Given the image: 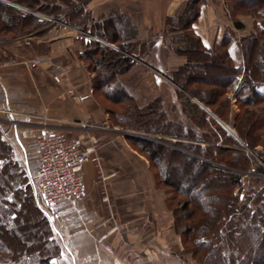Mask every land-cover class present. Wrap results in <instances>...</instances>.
<instances>
[{
  "label": "trees",
  "instance_id": "trees-1",
  "mask_svg": "<svg viewBox=\"0 0 264 264\" xmlns=\"http://www.w3.org/2000/svg\"><path fill=\"white\" fill-rule=\"evenodd\" d=\"M11 1L61 18L65 23L81 27L92 36L119 44L120 51H115L95 40L86 39L84 42L92 46V50L81 57L82 60L94 65L92 68L94 72H98L100 66L111 70L105 80L99 77L95 79L94 86L95 90L102 89L113 100L117 99L115 94L118 90L122 91L123 86L116 76L128 73L135 64V61L126 54L142 60L143 55L147 53V47H150V43L137 40V29L131 24L127 14L99 19L88 26L86 23L90 15L87 4L91 0ZM55 2H58V5ZM226 2L231 8L236 4H242L258 12L264 0ZM199 14L198 5L192 1L180 15L174 17L182 24V29L188 31L180 38L185 45L176 51L185 53L189 58L188 63L173 75L178 77L185 72L188 74L190 69L194 68L192 62L198 60H192V53L205 55L208 60L201 63L202 70H194L196 72L188 77L187 81L182 78L187 84L181 85L187 87L188 93L192 96H204L205 104L216 108L220 116L228 113L229 95L234 86H237L235 93L241 108L245 107V111L242 112L243 115L235 116L238 123L235 122L233 126L242 139L243 135L246 138L249 129L252 128L247 124L249 121L247 115L252 112V107L264 104V97L258 92V87L264 84V25L257 26V36L240 39L239 48L243 64L237 67L234 66L228 52L233 40L230 33L217 46L215 54L194 34L192 26ZM236 24L242 27L238 22ZM48 25L49 22L40 20L37 16L17 11L0 2L1 43L9 41L10 38H17L20 34L31 33L35 29L40 30L41 34ZM224 73L226 78L223 77ZM242 74L241 80L238 81ZM200 75H206L209 80L205 81ZM196 81L199 85L195 88ZM124 96L125 93H122V98ZM129 98L131 97H127ZM220 99H223L222 102H219ZM156 105L158 103L154 102L143 109L135 104L128 110V114L120 115L118 120L121 123L125 118L137 128L144 126L143 128L158 131H167L171 128L170 132L174 129L178 135L204 139L215 151L214 155L200 146L177 144L207 159L203 161L189 153L181 154L173 147L154 141L129 138L132 146L150 161L156 184L168 195L167 202H173L177 197L184 199L181 208L176 207L174 214L176 228L183 226L185 245L191 247L189 249L199 262H203L202 264H264V180H250V184L243 187L240 183L241 175L210 162L215 161L214 159L226 162L225 155L229 149L240 155H244V149L219 125H215L213 130L207 124L201 135L197 130H190L188 133L185 127L178 123L164 121V115L158 111ZM187 110L195 126L203 128L206 124L204 111L195 104H189ZM251 134L252 131L250 137ZM218 142L221 144L217 145ZM244 142L246 146L249 145L245 140ZM226 146L231 148L225 149ZM8 150V146L0 138V161L9 155ZM180 156L187 159L188 163L182 169H174L172 162ZM229 157L231 159L229 163L240 161L234 156ZM22 183L16 164L9 163L0 169V264H58L52 262L53 259L59 260L61 255L58 245L50 238L52 218L38 203L31 188L29 186L23 188ZM180 212H183V217L179 215Z\"/></svg>",
  "mask_w": 264,
  "mask_h": 264
},
{
  "label": "rangeland",
  "instance_id": "rangeland-1",
  "mask_svg": "<svg viewBox=\"0 0 264 264\" xmlns=\"http://www.w3.org/2000/svg\"><path fill=\"white\" fill-rule=\"evenodd\" d=\"M0 2L3 4L9 5L10 7L14 8L17 11H22L25 14H32L34 16H37L40 20L49 22V25L46 26L47 29H51V28H54L57 30L58 29H61V30L75 29L77 32H79L80 35H82V37L87 38V40H92V41L95 40L99 42L101 45L106 46L107 48L111 50L120 51L119 44H114V43H111L109 40L98 38L97 36H92L91 34L84 32V30H82L81 27L73 26L68 23H65L61 18H55L52 15H48L47 13L37 11L35 9L30 8L29 6L25 4L17 3L16 1L0 0ZM55 4L58 5V2H55ZM88 5L89 4H87V7ZM262 9H264V2L262 4V8H260L258 12ZM258 12H256V10H254L252 7H246L245 5H242V4H236L233 8L232 20L233 22H235L240 16H245V17L249 16L253 18H258L259 16V14H257ZM88 13L90 16L86 24L88 26H91V24H93V22H95L96 20L92 19L89 11ZM120 14H127V13L122 12V13H118L115 15L118 16ZM177 16L178 15H176V17ZM175 18L174 17L171 19L167 18L165 21L166 26L169 27V30L165 33L170 34V35L172 33L173 34L176 33V35H171L172 43L170 45H166V46L156 45V40L151 34L148 37H146V39L144 40H139L137 36L138 41L148 42L147 44L150 43V47H147L148 49L147 53L143 55L142 60L126 54L127 56L131 57L135 61V64L128 72L130 73V76L126 77L128 73L120 74L116 76V79L119 81V83L123 85L121 87L123 92L121 90H118L117 93L115 94V97H117L118 100L116 98H114L113 100L112 98L108 97V95L100 88L99 89L97 88L95 90V86H94L95 79L99 77L100 79L105 80L106 78H108V75L111 73V70L108 67L100 66L99 71L94 72L92 70L94 65L91 64L90 62H86V60H82L81 58L82 54H86L90 52V50H92L91 48L92 46L84 42L85 43L84 51L80 54L78 53L77 58L79 61H82L84 63L85 74L87 75L88 78L84 82V86H82V88H79V91H82L81 89H83L85 92L86 91L91 92L90 90L92 88L93 89L92 94L90 93L91 94L90 95V94L85 93V96L89 97L88 99H90V96H92L93 100H95V102H97L103 108L105 114L108 115L107 118L105 119V122L91 123L90 121L88 122L86 120L85 121L78 120L76 124L75 123L73 124V126L74 127L76 126L78 128V131H80L78 132V135L80 133L86 136L85 142L87 143V149L90 151V160L92 156L95 155V152L97 151V147L104 146L106 143H110L111 145L114 143L115 146H112L111 148L107 150H106L107 147L105 146L101 148L100 150L101 157L106 156L109 159L113 156L114 157L126 156L127 155L126 152L127 151L130 152V149H132L133 151L137 152L140 156H142L149 162L150 171L154 176V170L151 166L150 161L146 158L145 155L140 153L138 150L134 148V146H132L129 138L154 141V142H157V143L169 146V147H173L181 154L189 153L203 161H207V159H205L203 156L195 154L196 152L195 153L194 151L192 152L191 149L184 147V146L183 147L177 146V144L184 143V144H190V146H195V147L200 146L203 148V150L209 151L215 155V151L213 147L204 139H193L190 136H181V135H178V132L175 131L174 129L172 130V132H170L171 128L167 131L146 129V128H143L144 126H142L141 128H137L135 127L136 125L134 124L132 125L130 121L125 118L123 119V121H121V123L118 120V117L120 115L122 114L126 115V113L128 114L129 112L128 110L131 109L132 106H134L135 104H137L139 107L144 109L146 106L148 107L149 104L155 102V103H158V105H156L158 111L163 113L164 115L163 117L164 121H169V122L172 121L173 123L174 122L178 123L179 125L185 127V131L188 133H190L189 132L190 130H197V132L201 135L203 134L204 129L207 128L206 127L207 124H208V127H210V129H213V130L215 128L214 127L215 125H219L223 127L227 131V133L232 138H234V140H236L240 144V146L244 149V155H240L237 153L235 154V152H231L232 150L229 149L231 148V146H228V147L226 146L224 148L229 149V152H227L225 155V158H227L225 159L226 162H223L218 159H214L216 162L210 161L211 164L229 169L230 172H235L241 175L240 183L241 185H243V187H246L247 185H249L250 180H254V179L264 180V104L256 105L255 107L251 108L252 112L249 115H247L249 117V121H247V124L251 125L252 128L249 129L250 131L248 130L249 131L248 137L245 138V136L243 135L242 136L243 139H242L238 135L236 128H234L233 126L235 122L238 123L237 120L235 121V116L243 115L242 112L245 111V107L241 108V105L238 102V97L236 96V93H235L236 86H234L232 92L229 95V111L228 113H225L221 116L219 114L220 112H217L216 108L209 107L205 104L204 99L206 98L204 96L190 95L187 91L188 90L187 87H182L181 85V84L186 83L182 80V78H185L187 81L188 77L194 75L196 71L202 70L203 66L201 63L207 61L208 58L202 54L197 55L196 53H192L191 54V56H193L192 60H198V61L192 62L193 64L192 66L194 68L190 69L188 74L185 72L184 74L186 75L182 74L181 76H178L179 78L177 76L176 78L173 75L174 72L178 71L180 68H182L188 63V58H189L188 56L185 55V53H178L176 51V49L183 47L185 45L184 43L181 42L180 38H182L185 34H187L188 31H186L185 29H182V24L178 23ZM262 25H264V22H262ZM134 27L137 29L136 26ZM39 32L40 30L35 29L31 33L23 34V35L20 34L19 37L14 38V39L10 38L9 41L2 42V44L4 43L9 44L11 42H16V43L19 42L23 44L21 45V47H24V46L28 47L29 48V50L27 49L28 53L26 52V49L22 48L23 53L27 54L26 56H23V58L25 57L27 59H31L33 54H34V57H33V60H27V59L25 60L26 66L30 69L33 65H37V66L45 65L47 68H49L50 72L52 73V77L56 76L57 78L65 82L64 84L66 85V91L62 92L63 94L61 95V98L68 99V98L76 97L77 96L76 91L73 89V87H75L76 85L74 86L72 85L73 79H74L72 70L74 67V63L76 62L74 54L71 53L70 51L65 52L64 56L61 59L41 55V52H39V50L36 49L35 46H34V49L30 48L32 47L31 44L36 39V37L42 34V33L40 34ZM137 32H138V29H137ZM257 33H258L257 26H255L250 31L245 30L244 36L241 37V39L246 38V37L257 36ZM170 51H173L176 56L180 55L184 57V59H186V63L183 66L178 67V68L169 67L168 66L169 64L168 62H170L169 56L172 53ZM213 52L215 54L216 49ZM15 56H16L15 54L10 53V51L6 49H3V50L0 49V61H1L0 63L2 65H9L13 63V61L16 59ZM196 56L199 59H197ZM36 60H39L40 63L39 64L33 63ZM159 64H163L166 67H164L163 69L153 67L155 65L158 66ZM60 74H62L61 77H59ZM220 75L222 76L223 74H220ZM200 76L201 78H204L205 81L209 80L207 79L206 75H200ZM242 76L243 74L240 75V78ZM15 77L19 78V76L18 77L15 76ZM223 77L226 78L225 73ZM10 78L11 77H9V81H10ZM200 80H203V79H200ZM198 85L199 83L198 81H196L195 88ZM207 87L208 86H205V88ZM19 90L23 92L26 91V92H24L25 94L23 96H12L13 100H10L9 106L11 107V109L17 111L21 115L23 114L22 116H20L22 119L26 118L29 122L37 121L36 117L28 118L24 115V113L26 112H30V115L33 114V111L35 112L32 102L34 101L36 96L33 95V90H30V88H29V91L23 90L22 88H19ZM9 91L10 90H8L7 88V92L9 95L7 97L11 96ZM23 92L19 91V93H23ZM258 92L264 97V84L258 87ZM122 93H125V96L123 98H122ZM129 96L131 98L127 99V97ZM38 97H41V96H37L36 98ZM222 100L223 99H220L219 102H222ZM39 101H42V99H40ZM189 104L191 105L195 104L204 111L206 124L203 128L196 127L195 122L190 119L189 112L187 110ZM6 108L7 106L4 103L3 109L0 111V138L8 146L9 155L6 158H3L2 159L3 161H0L2 162L0 169L4 165L9 164V163L16 164V166L18 167V171L21 174V179L23 182L22 187L25 188L26 186H29L32 190L33 195L37 199L38 203L43 207L45 212L49 216H51L49 209L45 206L41 197L37 193L36 188L33 186L31 181L29 180L26 167L22 161L21 149L19 145L13 140V131L15 129L12 124L8 123L9 117L5 113ZM107 109H109V111ZM45 114H50L49 108H47V106H46ZM48 118L52 120L50 115L48 116ZM16 131L18 133L21 144L23 145L25 149H28L29 146L33 144V138H32L33 134H31V132H29V128L25 126H18V129ZM93 131L95 132V134H91L93 133ZM251 131H252V134L250 137ZM98 134L101 135L100 138L97 137ZM244 140L247 143H249L248 146L245 145ZM172 144H174V146ZM220 144L221 142L217 143V145H220ZM111 150H114L115 153L112 154ZM230 155L231 157L232 156L236 157L240 161L237 163L234 162L233 164L229 163L231 162V159L229 157ZM187 163H188V160L180 156L177 160H174L172 162V166L174 167V169H179V168L182 169L186 167ZM228 165H232L233 167L229 168ZM197 167L199 168L198 165ZM101 178L104 179L105 178L104 175L101 176ZM156 186L160 188V186H158L157 184ZM164 192L166 194L165 190ZM182 200L184 199L181 197H177L173 202H170V203L167 202L168 207L173 212L174 230L176 233L175 235L178 236L176 239V242L173 240L170 241V239H168V243L166 245L164 243V245L160 249L156 244L158 242L157 240L158 237L154 235L153 233H151L150 230H148L147 233L143 237H141L138 243L133 247L134 248L133 252L137 253L134 259L129 260V262L116 260L114 264H155V263L156 264H202L203 262H199V260L196 259V256L189 249L191 247H187L185 245L184 237H183V231H184L183 226L180 225L179 227L176 228L174 210L176 207L181 208V205L183 202ZM83 208L85 209L86 213H88V216L91 215L93 217L94 219L93 223H87L86 225H84V223H82L83 221H80L75 218L74 213L73 215H69L65 217L64 220L72 223V225L74 224L73 226L74 228H78L82 226L87 227L91 224H95L96 222H95L94 215L86 209L85 205H83ZM179 215L182 217L184 216L183 212H180ZM50 221H51L50 222V225H51L50 234L51 235L49 234L51 236L50 238L54 240L55 243L58 245L59 253L62 255L63 253H66L67 250L64 244V240L61 237L62 235L60 232H58V228L56 224L57 220H50ZM73 235L75 236L74 230L72 232V236ZM98 242L103 243L104 238L99 239ZM99 245L100 244L97 243L96 246L98 247ZM102 245H103V248H104V245L105 247H108L107 248L108 250L107 249L106 250L109 253H112V246L110 244H107V246L106 244H102ZM200 253H202V251ZM61 255H60V258H61ZM138 255H140V257ZM93 256H95L93 257L95 258V260L93 261L86 260L85 264H92V263L106 264V261L101 262V259L97 260L98 257H100L97 251L96 253H94ZM145 256H147L148 258L147 259L144 258L143 260H140ZM155 259L158 261L155 262ZM52 262L59 264L61 260L53 259Z\"/></svg>",
  "mask_w": 264,
  "mask_h": 264
},
{
  "label": "crops",
  "instance_id": "crops-1",
  "mask_svg": "<svg viewBox=\"0 0 264 264\" xmlns=\"http://www.w3.org/2000/svg\"><path fill=\"white\" fill-rule=\"evenodd\" d=\"M192 1L196 2L200 10L197 21L192 26L194 34L207 49L214 51L231 32L233 40L228 52L234 66H241L243 57L239 40L244 36L245 30L250 31L253 27L262 25L264 9L257 13L258 18L240 16L235 22L232 20L233 8L226 0H92L87 10L94 20L113 17L122 12L127 13L132 24L138 29L139 40H144L151 34L156 40V45L166 46L172 43L171 35H176L165 33L169 30L165 24L166 19L180 15ZM237 22L242 27H238ZM85 39L87 38L82 37L75 29L51 28L36 37L30 47L34 49L35 46L41 55L59 59L65 52L70 51L74 54L76 62L73 70L71 69L74 76L71 84L76 85L73 87L76 97L61 98L62 92L66 91L65 82L56 76L52 77V73L45 65H33L29 69L25 64L27 58H23L27 55L23 53V49L28 53L29 48L21 47L23 44L19 42L0 44V49H6L16 55L13 63L9 65L0 63V95L3 85L10 90L11 96H23L26 91L23 92L19 88L28 91L30 88L34 96H41L35 97L32 102L35 111L38 113L42 107L46 109L47 106L50 111L47 115L52 119L48 123L52 127L64 129L73 136L80 132L73 126L78 120L91 123L105 122L108 115L103 108L92 96L91 100L85 96V93L92 94L93 89L91 88V92H85L83 89L79 91L88 78L84 63L77 58V54L84 51ZM170 52L172 53L169 56V67L178 68L186 63L184 57ZM33 57L34 54L27 60H33ZM153 67L163 69L166 66L159 64ZM127 76H130V73ZM240 80L238 77V81ZM40 99L42 101H39ZM100 136L98 134L97 137ZM104 146L107 150L115 145L106 143ZM104 146L97 147L95 155L84 166L88 188V197L84 205L94 215L96 223L74 228V224L64 219L57 220L58 232L61 233L67 250L61 255L62 264H85L86 260L93 261L96 251L100 256L97 260L106 261V264H114L116 260L129 262L137 254L133 252V247L148 230L158 237L156 244L160 249L164 243L165 245L168 243V239L176 242L178 237L175 235L173 212L167 205L168 197L164 190L156 186L149 162L132 149L126 152V156L120 154L122 157L113 156L109 159L106 156L101 157L100 150ZM114 150H111L112 154L115 153ZM103 175L109 177L104 181L101 178ZM73 230L75 236H72ZM101 238H104L103 243L98 242ZM97 243L100 244L98 247ZM102 244L106 246L110 244L112 253L107 251L108 247L105 245L103 248ZM144 258L148 257L140 260ZM157 261L155 259V262Z\"/></svg>",
  "mask_w": 264,
  "mask_h": 264
},
{
  "label": "built area",
  "instance_id": "built-area-1",
  "mask_svg": "<svg viewBox=\"0 0 264 264\" xmlns=\"http://www.w3.org/2000/svg\"><path fill=\"white\" fill-rule=\"evenodd\" d=\"M98 40V39H96ZM39 64L40 61L33 62ZM62 74L59 75L61 77ZM5 96V97H3ZM7 88L3 85L0 95V111L3 104L5 113L13 125V140L22 152V161L26 167L29 180L36 188L45 206L49 209L52 220H61L69 215L83 221L84 225L93 223L94 219L83 208L88 197V188L84 177V166L90 161V151L83 134L73 136L64 129L52 127L46 109L38 113H24L28 118L36 117L37 121L29 122L9 106L12 96L7 97ZM18 126L29 128L33 134V144L25 149L19 140ZM2 162H0L1 166ZM109 176H106V180Z\"/></svg>",
  "mask_w": 264,
  "mask_h": 264
}]
</instances>
